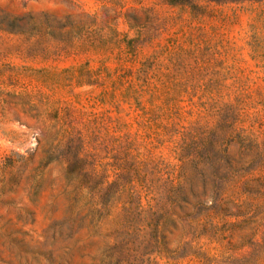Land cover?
I'll use <instances>...</instances> for the list:
<instances>
[{"label": "rangeland", "instance_id": "obj_1", "mask_svg": "<svg viewBox=\"0 0 264 264\" xmlns=\"http://www.w3.org/2000/svg\"><path fill=\"white\" fill-rule=\"evenodd\" d=\"M247 8L0 0V264H264Z\"/></svg>", "mask_w": 264, "mask_h": 264}, {"label": "trees", "instance_id": "obj_2", "mask_svg": "<svg viewBox=\"0 0 264 264\" xmlns=\"http://www.w3.org/2000/svg\"><path fill=\"white\" fill-rule=\"evenodd\" d=\"M218 4H240L242 7H245L248 4L249 10L256 13L255 20L262 24L264 27V0H212ZM178 4L188 3V2H174ZM250 47L255 56L264 57V37L253 36ZM254 169L253 165H242V166H233L232 171L236 174H246Z\"/></svg>", "mask_w": 264, "mask_h": 264}]
</instances>
